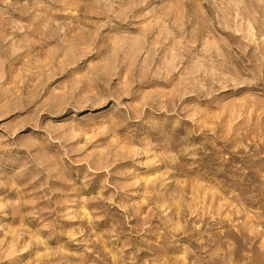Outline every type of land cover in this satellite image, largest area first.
I'll return each mask as SVG.
<instances>
[{
  "label": "rangeland",
  "instance_id": "obj_1",
  "mask_svg": "<svg viewBox=\"0 0 264 264\" xmlns=\"http://www.w3.org/2000/svg\"><path fill=\"white\" fill-rule=\"evenodd\" d=\"M0 264H264V0H0Z\"/></svg>",
  "mask_w": 264,
  "mask_h": 264
}]
</instances>
